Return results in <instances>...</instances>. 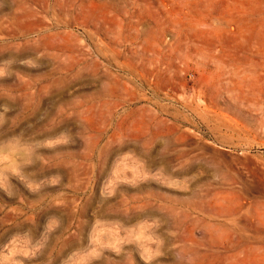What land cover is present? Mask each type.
<instances>
[{"label":"rangeland","instance_id":"rangeland-1","mask_svg":"<svg viewBox=\"0 0 264 264\" xmlns=\"http://www.w3.org/2000/svg\"><path fill=\"white\" fill-rule=\"evenodd\" d=\"M0 264H264V0H0Z\"/></svg>","mask_w":264,"mask_h":264}]
</instances>
